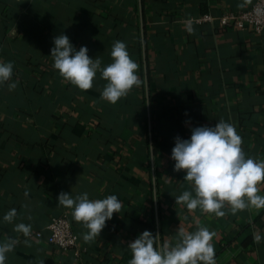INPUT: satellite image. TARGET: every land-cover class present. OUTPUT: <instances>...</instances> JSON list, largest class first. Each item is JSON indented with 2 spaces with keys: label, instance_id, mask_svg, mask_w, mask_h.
Returning <instances> with one entry per match:
<instances>
[{
  "label": "crops",
  "instance_id": "obj_1",
  "mask_svg": "<svg viewBox=\"0 0 264 264\" xmlns=\"http://www.w3.org/2000/svg\"><path fill=\"white\" fill-rule=\"evenodd\" d=\"M253 2L0 0V60L13 63L17 81L12 90L0 86V241H17L5 264H128V244L144 230L174 245L179 228L202 226L215 233L216 264H264V207L233 214L226 206L223 217L188 209L175 197L192 185L171 158L177 136L223 119L235 125L248 156L264 159V35L192 21ZM61 33L102 66L112 62L114 42L124 41L141 84L113 104L101 97L107 81L99 72L88 90L66 81L50 56ZM61 192L115 194L122 208L85 242L87 229L58 206ZM11 208L15 220L3 221ZM64 213L79 260L47 244L46 235L15 231L20 222L43 231Z\"/></svg>",
  "mask_w": 264,
  "mask_h": 264
},
{
  "label": "clouds",
  "instance_id": "obj_2",
  "mask_svg": "<svg viewBox=\"0 0 264 264\" xmlns=\"http://www.w3.org/2000/svg\"><path fill=\"white\" fill-rule=\"evenodd\" d=\"M53 44L50 55L53 67L81 90L92 88L99 72L107 81L101 97L115 104L134 86L141 84L137 72L139 66L130 57L124 41L114 42L110 53L112 62L106 66H102L99 56L95 59L89 56L87 46L77 50L66 34L55 36ZM12 77L13 63L0 61V86L7 84L9 90L15 89L17 81ZM171 158L175 161L174 170H183L184 180L192 185L191 191H183L175 197L177 203L185 204L188 209L199 207L206 213L223 217L226 206L233 214L252 206L264 207V194H260V186L264 184V159L245 153L242 138L233 123L220 119L214 126L193 127L190 138L177 136ZM58 206L71 209L73 219L87 229L82 234L83 240L90 242L100 236L114 213H120L122 201L115 194L90 199L87 192L75 196L72 192H61ZM16 216L17 209L11 208L5 212L3 221L12 223ZM14 228L26 238L31 235L30 224L20 222ZM214 236L215 233L206 226L194 232L179 228L177 242L172 245L161 242L159 235L144 230L128 244L132 252L128 264H216ZM255 238L260 239L259 236ZM24 242L27 244L29 240ZM16 243L14 238L0 241V264H5L7 254L14 250ZM37 264H45V261L39 260Z\"/></svg>",
  "mask_w": 264,
  "mask_h": 264
},
{
  "label": "built area",
  "instance_id": "obj_3",
  "mask_svg": "<svg viewBox=\"0 0 264 264\" xmlns=\"http://www.w3.org/2000/svg\"><path fill=\"white\" fill-rule=\"evenodd\" d=\"M192 21L196 24H217L220 29L238 28L245 30L252 27L258 35H264V0H254L250 8L244 11L232 10L221 16L204 14L192 18ZM44 235H46L47 244L59 251H73L76 259L79 260V243L66 213L59 217H53L43 231L31 232L29 238L40 240L45 237Z\"/></svg>",
  "mask_w": 264,
  "mask_h": 264
}]
</instances>
